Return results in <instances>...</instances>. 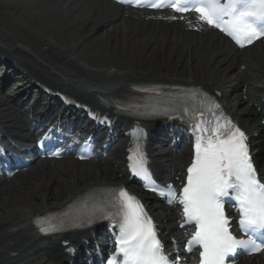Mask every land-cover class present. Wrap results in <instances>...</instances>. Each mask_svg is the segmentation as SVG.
Listing matches in <instances>:
<instances>
[{"label": "bare ground", "instance_id": "6f19581e", "mask_svg": "<svg viewBox=\"0 0 264 264\" xmlns=\"http://www.w3.org/2000/svg\"><path fill=\"white\" fill-rule=\"evenodd\" d=\"M49 1L50 5L41 10L50 8L55 18L65 26L51 20V25H48L50 35L42 30H32L36 40L26 39L17 31L8 35L1 31L3 27L7 31L17 30L18 26L13 19H9L13 6L0 1V58L11 64L15 72L13 77L5 75L0 80L3 83L0 89V128L5 133L13 138H18L20 134L33 138L25 122L28 116L24 114L25 104H18V101L21 96L29 95L25 89L34 88V82L56 88L62 87L61 81L73 82L88 91L75 86H66V89L92 102L100 97L109 99L115 94L127 92L133 86L150 83L203 86L209 91L218 89L223 92L231 88L228 111L239 117L250 133L261 130L256 149L260 153L258 159L264 173V125L262 117H256L253 107L257 98L264 95V43L259 49L250 48L231 54L233 49L229 43L221 42L212 31L195 33L190 32L185 24L163 23L154 19L146 22L142 12L113 7L108 0ZM125 25H133L134 31L127 34L121 32ZM89 44L94 45L96 53L102 58L85 52ZM122 45L126 47V56L124 51L121 52ZM107 50L111 56L117 54L118 60H104ZM164 53L165 62H159V57ZM171 58L175 63L170 72ZM132 59L138 69L132 67ZM14 78H19L15 88V83L11 82ZM242 89H246V94ZM238 91H241L240 95L236 94ZM41 100L40 95L33 111ZM241 110L243 112L239 115ZM115 118L121 130L126 124L135 122L117 115ZM146 127L152 130L154 124H147ZM121 145L110 151L112 159L107 165L103 161L89 166L69 162L62 167L42 162L27 173L0 183V264L65 262L66 256L62 254L64 248L59 245L62 240L39 239L32 228V219L37 215L63 210L96 186L127 183ZM154 145L150 146L152 151ZM163 155L164 152L155 156L156 170L159 173L167 172L160 180L164 183L174 182L183 169L186 152L171 159L175 166L171 170L170 164L158 162ZM147 203L153 215L162 223L163 232L168 231L169 235L179 237L180 232L167 224L177 218L175 211L166 213L159 210L163 206L157 205L151 197H147ZM45 256L49 257L48 260H45ZM260 264H264V259Z\"/></svg>", "mask_w": 264, "mask_h": 264}, {"label": "snow or ice", "instance_id": "6c2138e0", "mask_svg": "<svg viewBox=\"0 0 264 264\" xmlns=\"http://www.w3.org/2000/svg\"><path fill=\"white\" fill-rule=\"evenodd\" d=\"M170 6L177 12L195 11L202 22L219 28L241 47L264 38V0H174ZM220 116L223 123L217 120L211 128L202 120L192 124L194 159L178 197L181 226L195 225V234L184 249L188 253L199 250L200 264H228L238 250L248 254L264 251V182L258 176L244 131L223 117L222 110ZM129 160L134 175L151 178L142 152L129 156ZM155 190L170 204L177 199L173 185ZM229 201L238 208V224L247 240L230 231L231 221L225 211ZM108 203L110 207L99 205L71 218L72 223L81 225L115 221L119 230L114 239L116 251L107 264H180V255L169 259L164 252L153 221L134 194L119 189L117 195L114 190V199ZM65 223L62 220L59 227L41 226L39 230L54 234L62 231Z\"/></svg>", "mask_w": 264, "mask_h": 264}, {"label": "rangeland", "instance_id": "374dc122", "mask_svg": "<svg viewBox=\"0 0 264 264\" xmlns=\"http://www.w3.org/2000/svg\"><path fill=\"white\" fill-rule=\"evenodd\" d=\"M0 1H3V2L6 1L13 6V11L9 14V19H13L14 23L18 26L17 30L11 29L10 31H7L6 29L4 30V27H3V29L1 31L7 35L17 31V32L21 33L22 34L21 36H23L26 39L36 40V39H34V35H33V33H34L33 31H35V30H42L46 35L51 34V29L49 28L50 26L48 27V25H51V23H52L51 20L52 21L57 20V22L59 24H61L62 26H65V24L62 21H59L58 19L55 18V15L53 14V12H51L50 8L41 10L42 7L45 8L46 5H50L49 0H0ZM123 27L124 28H122L121 32H123L124 34L132 33L134 31L133 25H127V26L125 25ZM101 34H103V32ZM101 34H100V36H101ZM100 36L98 37V40H99ZM96 42L98 43L99 41L96 40ZM122 46L123 47H121V52L124 51V53H125L124 55L126 56L128 54L126 52L127 51L126 47L124 45H122ZM85 52H87L90 55H93L94 57H96L98 59L102 58V56L100 54L96 53L93 44L87 45V47L85 48ZM106 53L107 54L104 56V60H106V61L107 60H110V61L111 60H118V58H119V56L117 54L111 56L109 50H107ZM98 59H96V60L99 62L100 60H98ZM132 61H133V59L130 61V63L132 64V67H137L136 69H138V65L136 63H132ZM158 61L162 62V63L165 62V53L159 57ZM101 62L102 61H100V63ZM170 63H171V65H170V67H171L170 72H171L172 66L174 67L175 60H173L171 58ZM128 65H130V64H128ZM94 66H96V65H94ZM176 69L177 70L179 69V65L176 67ZM183 70L186 72L185 69H183ZM227 91H229V90L227 89ZM226 95H228V93L225 94V97H226ZM21 105H23V104L21 103ZM90 165H92V164H90Z\"/></svg>", "mask_w": 264, "mask_h": 264}]
</instances>
